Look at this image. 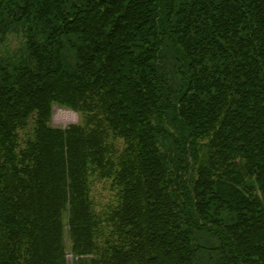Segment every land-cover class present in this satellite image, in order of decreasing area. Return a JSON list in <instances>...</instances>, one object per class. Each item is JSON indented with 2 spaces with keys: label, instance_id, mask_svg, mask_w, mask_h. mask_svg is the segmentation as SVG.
<instances>
[{
  "label": "trees",
  "instance_id": "trees-1",
  "mask_svg": "<svg viewBox=\"0 0 264 264\" xmlns=\"http://www.w3.org/2000/svg\"><path fill=\"white\" fill-rule=\"evenodd\" d=\"M63 209L97 264H264V0H0V264H67Z\"/></svg>",
  "mask_w": 264,
  "mask_h": 264
},
{
  "label": "rangeland",
  "instance_id": "rangeland-1",
  "mask_svg": "<svg viewBox=\"0 0 264 264\" xmlns=\"http://www.w3.org/2000/svg\"><path fill=\"white\" fill-rule=\"evenodd\" d=\"M137 20L138 22L140 21L139 18H137ZM21 43L22 42L20 41L18 37H14L13 39H11L10 42L8 41L7 44L4 45L3 50L12 52L11 50H15L18 47H20ZM89 44L91 45L88 47H93V43H89ZM7 48H10L11 50ZM77 53L78 51L75 49L73 50V52L71 50H67L66 52L69 59L71 60L70 62L71 67H74L78 61V58L76 55ZM54 104H55V109H54V113L52 114L51 122L55 128L69 129L72 126L80 125L82 123H84L83 126L88 125L87 119L83 117V112L73 110L71 108L58 107L57 104L59 103H54ZM76 104L77 106L79 105L81 107L80 102L76 101ZM60 113H63L65 115L64 119H62V117L60 118ZM31 131H32V124L25 131H22L21 135L25 136ZM30 138L28 139H26L25 137L23 138V143L25 142V147H26V143L30 142L29 141ZM105 140L111 146L109 153L113 156L112 163L114 166H112L109 169L108 168L106 169L103 168L104 170L99 169L101 173H99L98 175L91 176V181H92L91 195H89L90 198H87V200H83L84 203H89V206L93 207L91 209L96 213L102 212V210H105V209L107 210L108 208H110V206H112L110 202L114 196V189L112 187L113 179L116 177V174H119L120 172L119 165L122 162V159L120 158V156L125 148V144H124L125 141L122 139H119L115 135L106 134ZM113 170H114V173L111 174ZM119 192H120V187L117 184L115 188V198L112 200V204H116L118 202ZM76 210H78L80 213L81 208H78ZM63 211H62L63 213L62 217L63 218L65 217V230L63 233V243H65L64 254H65V260L67 261V264H78V260L79 259L82 260L84 258L87 259L85 264H97L95 260H92L90 258L93 255L92 251H89V252L76 251L75 252L73 250L76 235L73 233L71 234V227L68 224V215L71 213V211L69 209H66L64 212ZM85 211L88 212L86 209ZM79 236H80L81 242L85 243L86 237H87L86 234L84 232H79ZM82 248L83 247H81L80 249Z\"/></svg>",
  "mask_w": 264,
  "mask_h": 264
},
{
  "label": "bare ground",
  "instance_id": "bare-ground-1",
  "mask_svg": "<svg viewBox=\"0 0 264 264\" xmlns=\"http://www.w3.org/2000/svg\"><path fill=\"white\" fill-rule=\"evenodd\" d=\"M64 114L63 113H60V118L62 117V119H64Z\"/></svg>",
  "mask_w": 264,
  "mask_h": 264
}]
</instances>
